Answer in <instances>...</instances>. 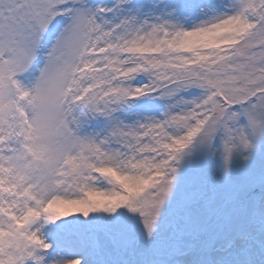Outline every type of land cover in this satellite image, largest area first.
Instances as JSON below:
<instances>
[{
  "label": "snow or ice",
  "instance_id": "snow-or-ice-1",
  "mask_svg": "<svg viewBox=\"0 0 264 264\" xmlns=\"http://www.w3.org/2000/svg\"><path fill=\"white\" fill-rule=\"evenodd\" d=\"M0 264H264V0H0Z\"/></svg>",
  "mask_w": 264,
  "mask_h": 264
}]
</instances>
